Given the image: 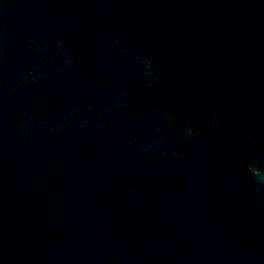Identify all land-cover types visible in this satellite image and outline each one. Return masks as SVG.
Returning <instances> with one entry per match:
<instances>
[{
    "label": "water",
    "instance_id": "95a60500",
    "mask_svg": "<svg viewBox=\"0 0 264 264\" xmlns=\"http://www.w3.org/2000/svg\"><path fill=\"white\" fill-rule=\"evenodd\" d=\"M0 264H264V0H0Z\"/></svg>",
    "mask_w": 264,
    "mask_h": 264
}]
</instances>
